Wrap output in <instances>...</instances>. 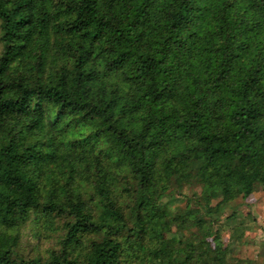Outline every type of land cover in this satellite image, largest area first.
<instances>
[{"label":"clouds","instance_id":"9594fccd","mask_svg":"<svg viewBox=\"0 0 264 264\" xmlns=\"http://www.w3.org/2000/svg\"><path fill=\"white\" fill-rule=\"evenodd\" d=\"M0 68V264H264V0H0Z\"/></svg>","mask_w":264,"mask_h":264},{"label":"trees","instance_id":"16d2710c","mask_svg":"<svg viewBox=\"0 0 264 264\" xmlns=\"http://www.w3.org/2000/svg\"><path fill=\"white\" fill-rule=\"evenodd\" d=\"M87 2H88V3H94L95 0H87ZM183 20H184V18H181V20L178 21L177 23H181V22H183ZM16 23H17L18 25H20L21 23H25V24L30 23V21L20 22L19 20H17ZM83 24H84V22L81 21V25H83ZM75 28L78 30L79 26L74 25V26H72V28H69V31L76 30ZM85 35H87V34L85 33ZM96 38H97V36H96V35H93L92 39L95 40ZM21 47H23V46H21ZM89 55H90V53H89ZM125 56H126V54L122 55L121 60H123V59L125 58ZM4 63H5V64L7 63V59H5ZM0 71H3V68H0ZM85 78H91V74H89V75H88L87 77H85ZM42 109H43V106H42L41 104H37V105H36V110H37V112H42ZM11 111H17V112H19V111H23V107H12V106H9V105H0V118H2V117H4V116L12 115L13 113H11ZM253 111H254V110H253ZM40 158H41V159H44V157H40ZM29 159H31V157H29ZM253 193H254V192H250L249 194H247V195H248V198H249Z\"/></svg>","mask_w":264,"mask_h":264},{"label":"rangeland","instance_id":"374dc122","mask_svg":"<svg viewBox=\"0 0 264 264\" xmlns=\"http://www.w3.org/2000/svg\"><path fill=\"white\" fill-rule=\"evenodd\" d=\"M258 193L257 192H254L248 199H247V203L249 204H255V203H258L259 200H258Z\"/></svg>","mask_w":264,"mask_h":264}]
</instances>
